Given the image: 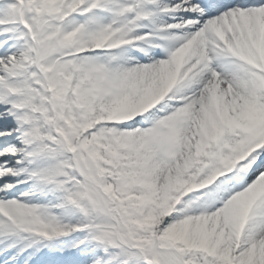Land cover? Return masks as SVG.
<instances>
[{
	"label": "snow or ice",
	"instance_id": "snow-or-ice-1",
	"mask_svg": "<svg viewBox=\"0 0 264 264\" xmlns=\"http://www.w3.org/2000/svg\"><path fill=\"white\" fill-rule=\"evenodd\" d=\"M0 264H264V0H0Z\"/></svg>",
	"mask_w": 264,
	"mask_h": 264
}]
</instances>
